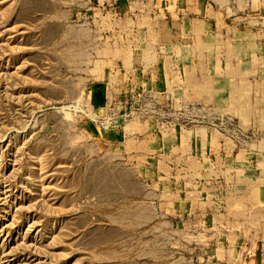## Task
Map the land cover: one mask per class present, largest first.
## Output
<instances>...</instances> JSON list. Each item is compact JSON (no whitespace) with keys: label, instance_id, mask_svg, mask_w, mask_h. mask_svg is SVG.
<instances>
[{"label":"rangeland","instance_id":"rangeland-1","mask_svg":"<svg viewBox=\"0 0 264 264\" xmlns=\"http://www.w3.org/2000/svg\"><path fill=\"white\" fill-rule=\"evenodd\" d=\"M87 12L82 2L0 0V264H207L197 247L253 238L250 224L236 234L241 225L224 210L225 196L233 210L249 212L253 199L264 205V42L249 40L254 33L239 19H227L242 28L232 36L214 27L211 37L171 38L157 24ZM167 60L195 69V78L224 77L215 89L221 106L175 107L168 77L147 74ZM136 64L145 75H115L101 89L102 68ZM213 70L222 74L207 75ZM194 128L215 137L198 156L213 169L211 178L185 179L196 219H185L182 233L171 217L177 197L126 195L105 170L117 160L103 163L97 142L110 131L134 141ZM143 210L168 215L146 223Z\"/></svg>","mask_w":264,"mask_h":264},{"label":"crops","instance_id":"crops-1","mask_svg":"<svg viewBox=\"0 0 264 264\" xmlns=\"http://www.w3.org/2000/svg\"><path fill=\"white\" fill-rule=\"evenodd\" d=\"M67 1L73 3L82 2L85 10L88 11L87 14L90 16L91 14L96 15L98 12H102L103 15L111 17L110 23H117L118 16H123L132 24H134V20L138 22L142 20L149 27L157 24L160 28L166 29V33L171 34V38L184 33L203 35L205 38L207 35L211 37L214 27L218 31H225L227 36H232V33L235 35L238 30L241 32L242 28L239 29L238 25L228 23L227 19H239L245 22L244 29L246 31L250 30V32L254 33L253 38L249 40H252L253 43H259L261 41L260 43L263 44L264 42V36H259V33L264 35V0ZM71 9H73L72 6ZM249 12L254 13L257 18L246 15L250 14ZM170 28L171 30L172 28H176L179 31L174 36ZM155 31L151 30L148 33L146 32V38L147 34L154 36ZM159 37H163V34L161 33V36L159 34ZM153 57L156 61V55H153ZM170 62L167 60L164 62V67H159L155 70H152L153 66L150 67L147 74L149 73L151 76L166 75L168 77L166 80L167 83H165V89L173 97L171 99L175 107L183 108L190 105L209 107L210 105L222 104L217 98L215 89L226 84L224 77L202 80L194 77L193 72L195 69L190 71V69L183 67L182 63L179 66V62H175V67H173L170 65ZM247 69V66H244L242 70L246 71ZM100 71L103 75L101 89L104 91L111 84L112 76L126 74L134 78L135 75L141 77L142 74H146L145 69L139 74L141 69L137 64L131 68L124 69V71L118 65L102 68ZM184 72L187 73V82L185 83L181 81L180 76ZM218 73L221 72L213 70L207 75H215ZM136 80L138 82L140 81L139 78ZM149 81L144 82L143 86L150 89L154 86ZM105 99L106 96L103 93L101 100L105 101ZM174 133H170V131L168 133L154 131L145 137L137 138V140L124 141L125 137L120 133L110 131L104 133L105 136L101 137V135H98L101 139L97 142V145L99 151L104 153L101 156L103 163H106L108 159L117 160L116 163L112 164V169L105 167V170L111 171L112 176L117 178L119 189L122 192H126V195H129V197L145 203L147 197L153 190H158L163 197H177L175 209L173 210L174 213L171 214V217L174 219L177 232L181 231L183 233L185 229L184 220L196 219V215L193 212L194 201H186L183 198L185 197L183 195L184 188L188 185V181L185 179L188 177L197 179L202 177L211 178L209 172L213 169L211 166L213 163L209 161V157L204 158L203 162H199L198 156L200 154L199 152L207 150L210 144L214 149L215 137L212 135L211 138L210 131L205 128H194L191 131L188 129H181L179 131L177 129ZM108 155H111L110 158ZM172 160H175V162ZM184 170L190 174L184 175ZM168 172L172 174L169 175ZM190 182L195 187L197 182L194 181L193 183L191 180ZM211 185L212 182H210L209 187ZM257 192L259 193V191ZM263 194L264 191L262 192ZM225 200L227 209L224 210V214L226 218L229 221H235L241 225L238 231H236V234L244 235L247 231L244 225L250 224L253 227L251 231H253L254 237L248 239L249 232L247 231V237H245L244 241H242V238L237 239L239 243L232 244L231 241H224L222 244L214 243L211 247L207 246V248L201 249L197 247L196 250H207V254L202 252L204 256L208 255L207 259L205 257L203 259L207 261V264H264V235L262 232H256L258 226L264 225V205L259 203L257 199H251L253 207L248 212L242 208L233 210L228 204L229 200H232V196H225ZM243 206L244 202L242 200L239 201L237 207ZM243 208L246 207L244 206ZM166 215L164 216L162 213L152 214L149 210H143L140 219L146 221V223H152L153 220L158 218L166 219ZM230 228V226L228 228L224 227L223 230L231 232ZM250 235L251 237L253 236L252 233ZM219 254L223 257L221 258Z\"/></svg>","mask_w":264,"mask_h":264}]
</instances>
